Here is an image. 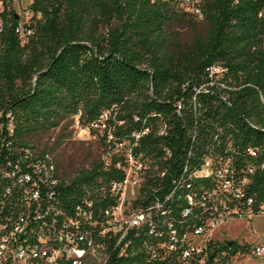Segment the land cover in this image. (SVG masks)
<instances>
[{"label": "trees", "instance_id": "trees-1", "mask_svg": "<svg viewBox=\"0 0 264 264\" xmlns=\"http://www.w3.org/2000/svg\"><path fill=\"white\" fill-rule=\"evenodd\" d=\"M31 8L32 33L23 45L15 32L14 11L6 4L2 12L0 110L11 112L17 144L32 145L35 135L73 118L90 130L104 113L103 141L107 133L119 142L147 129L134 152L150 154L163 145L171 156L162 183L148 180L141 189L142 205L171 191L167 180L178 175L193 129L199 142L194 156L199 144L220 128L237 151L255 147V161H264V106L259 101L261 96L264 102V37L254 2L239 0L231 5L230 0H207L204 36L184 47L174 42L173 50L165 46V28L191 16L161 3L33 0ZM214 62L227 67L232 85L239 88L229 94V105L212 95H196L193 104L192 87L201 83L205 67ZM178 100L183 104L179 115L173 109ZM162 124L164 135L157 136ZM108 145L112 147L110 141ZM243 158L241 153L238 160ZM114 162L107 166L98 162L70 180L61 178L67 181L63 197L76 196L83 187L94 189L98 180L120 179ZM245 193L256 204L264 202V167L253 174ZM180 207L171 208L177 212ZM225 242L209 244L208 263L222 250L235 251V242L230 246ZM137 243H132L129 255L118 264H175L167 258L147 262Z\"/></svg>", "mask_w": 264, "mask_h": 264}, {"label": "built area", "instance_id": "built-area-1", "mask_svg": "<svg viewBox=\"0 0 264 264\" xmlns=\"http://www.w3.org/2000/svg\"><path fill=\"white\" fill-rule=\"evenodd\" d=\"M22 1L0 0V36L7 4L17 18L15 32L23 45L32 33L34 12L33 0H26L27 5ZM147 1L202 19L207 0ZM238 1L230 0V4ZM250 1L262 22L264 37V0ZM238 88L232 85L227 67L214 62L205 67L201 83L192 87L191 102L194 104L196 95H212L229 105V94ZM259 101L264 106L261 96ZM173 109L179 115L182 101L174 102ZM164 128L159 126L157 136L164 135ZM216 130L199 144L196 156L195 129L189 134L185 159L178 175L168 178L172 189L162 199L154 197L142 205L141 189L148 180L162 183L171 156L163 145L150 154L134 152L147 129L105 148L110 158L105 166L115 160L113 167L121 173L120 179L98 180V187H83L76 196L64 198L67 181L61 179L50 154L33 145L17 144L13 116L0 110V264H85L87 260L118 264L129 255L135 240L147 262L167 258L175 264H207L208 246L216 242L212 233L217 228L234 220L250 222L254 216H264V202L256 204L245 193L253 174L264 167V161H255L258 149L247 146L239 152L220 128ZM122 146H126L124 154L115 158ZM241 153L244 160H238ZM190 159L195 163L190 164ZM100 202L107 205L101 207ZM180 204L173 211L171 207ZM217 260L220 264L264 261V237L238 242L233 253L222 250L208 264Z\"/></svg>", "mask_w": 264, "mask_h": 264}, {"label": "rangeland", "instance_id": "rangeland-1", "mask_svg": "<svg viewBox=\"0 0 264 264\" xmlns=\"http://www.w3.org/2000/svg\"><path fill=\"white\" fill-rule=\"evenodd\" d=\"M22 5H27V1H22ZM191 17L187 21H174L165 28L166 48L175 49L174 42L182 47L192 45L197 36H204L206 27L204 17L202 19ZM106 118L107 114H102L99 122L92 125L90 130L81 128L76 118L69 119L53 130L35 135L31 144L47 151L54 160L61 178L70 180L79 171L89 170L98 162H102L103 166L109 162L110 158L105 154L107 147L105 145L108 141L114 140L108 133L104 141L101 139ZM119 149L120 151L114 154L115 158L124 154L126 146ZM259 235L264 237V216L262 215L254 216L250 222L240 219L226 223L212 233V238L217 244L224 241H233L236 244L242 241L255 242ZM85 264H97V260H87ZM237 264H264V261L240 260Z\"/></svg>", "mask_w": 264, "mask_h": 264}, {"label": "water", "instance_id": "water-1", "mask_svg": "<svg viewBox=\"0 0 264 264\" xmlns=\"http://www.w3.org/2000/svg\"><path fill=\"white\" fill-rule=\"evenodd\" d=\"M232 243H233V241H228V242L226 241V242H225V245H226V246H230Z\"/></svg>", "mask_w": 264, "mask_h": 264}]
</instances>
